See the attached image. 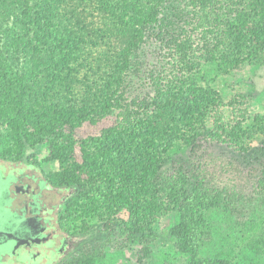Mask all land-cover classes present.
Masks as SVG:
<instances>
[{"label": "trees", "instance_id": "1", "mask_svg": "<svg viewBox=\"0 0 264 264\" xmlns=\"http://www.w3.org/2000/svg\"><path fill=\"white\" fill-rule=\"evenodd\" d=\"M167 1L0 0V159L16 162L27 148L47 147L44 163L57 170L46 180L71 191L58 214L66 233L96 220L148 246L157 220L173 213L170 236L190 264H232L198 257L210 235L207 213L226 207L222 195L203 191L182 168L171 175L164 168L207 136L238 147L251 139L238 124L224 126L214 80L199 81L198 67L207 62L228 74L264 64V0H177L192 30L166 41L170 70L152 96L122 106L131 57ZM112 116L98 136L76 138L83 124ZM256 150L264 158V144ZM254 230L249 246L259 262L264 223ZM143 253L137 264H145L147 247ZM95 263L84 256L66 264Z\"/></svg>", "mask_w": 264, "mask_h": 264}, {"label": "rangeland", "instance_id": "2", "mask_svg": "<svg viewBox=\"0 0 264 264\" xmlns=\"http://www.w3.org/2000/svg\"><path fill=\"white\" fill-rule=\"evenodd\" d=\"M179 3L168 0L162 6L158 23L146 31L145 38L133 53L121 90L122 106L140 103L151 97L156 84L168 74L166 41L177 33L192 30V23L188 25L191 16L182 11ZM198 68L199 81L207 83L214 80L220 102L218 114L224 126L238 124L242 129L251 131L252 136L245 140L243 147H236L230 141L213 142L207 136L193 153L173 157L164 168V173L171 175L182 168L203 191L211 195L220 193L226 202L225 208L207 213L211 230L209 237L199 246L200 259H226L232 264H264V259L259 262L252 260L249 246L255 239V226L264 223V158L256 150L264 144V64L253 61L228 74L217 73L215 65L207 62H200ZM257 117L259 122L255 124ZM114 120L112 116L96 125L85 123L75 132V136H98ZM47 155V147L38 146L34 150L25 149L19 161L0 159L1 210L9 207L5 186L16 177L32 174L46 180L50 172L57 170L56 164L44 163ZM75 156L79 158L78 148ZM59 190L60 193H53L49 197L53 203L58 202L61 196L67 199L71 194L69 189ZM65 201L59 213L64 209ZM7 214L2 212L3 217L7 218ZM25 214L21 213L10 223L5 219L0 220V231H7L5 238L0 236L3 239L0 257L4 261L0 263L50 264L54 257L46 259L45 255L56 230L54 234L41 224V213H36L37 221L33 225L25 220ZM121 218L126 219L127 215L123 214ZM174 222L173 213L159 218L154 225L155 237L146 246L129 244L118 227L106 229L96 220H80L69 225L67 234L74 241L67 255L56 264H66L84 256L93 257L95 264H137L144 256L145 247L148 248L145 264H190L170 236ZM64 239L53 240L55 243L60 241L61 247H56L57 250L70 246L68 238ZM13 249L16 254L12 252ZM9 253L12 254L8 256ZM54 261H58V258Z\"/></svg>", "mask_w": 264, "mask_h": 264}, {"label": "flooded vegetation", "instance_id": "3", "mask_svg": "<svg viewBox=\"0 0 264 264\" xmlns=\"http://www.w3.org/2000/svg\"><path fill=\"white\" fill-rule=\"evenodd\" d=\"M5 187L8 194L6 195V201H9V207H5L4 210L0 209V220L5 219L8 223H10L11 220L17 219V217H19L21 213L25 214L26 212H29V214L24 215V218L28 223L33 225V222L37 221L35 216L37 215L36 213H41V224L46 227L49 231H53L54 234L56 230V235L54 236V239L56 238V240L59 239L60 241H63L65 240L64 237H67L69 240L68 244L70 246L66 245L64 246V248L59 250H57L56 247H61L60 241H56L55 243V241H53L54 239H52L48 243V250L46 251L45 255L46 259L51 258L52 256V258L54 257V260H57L58 258V261H50V264H56L60 262L67 255L74 241L73 237L70 234L64 232L59 227L58 223L59 209L63 205L66 196H61L58 202L53 203L49 198L50 195H52L53 193H60L61 191L59 189L53 188L47 180L36 178V176L32 174H26L23 176H19L18 178L16 177L15 180L9 182ZM2 212L8 213V217H3ZM5 231H0V236H2L3 238L6 237L5 233L7 231ZM57 235L60 238L56 237ZM2 241L3 239L0 238V244L2 243ZM12 252L16 254L14 249L12 250ZM11 254L12 253H9L7 255L10 256ZM1 260L2 259L0 257V261ZM13 263L14 261H12V264Z\"/></svg>", "mask_w": 264, "mask_h": 264}, {"label": "water", "instance_id": "4", "mask_svg": "<svg viewBox=\"0 0 264 264\" xmlns=\"http://www.w3.org/2000/svg\"><path fill=\"white\" fill-rule=\"evenodd\" d=\"M5 264H12V261L11 262H6ZM14 264V263H13Z\"/></svg>", "mask_w": 264, "mask_h": 264}]
</instances>
